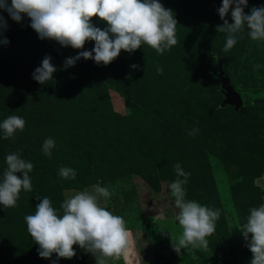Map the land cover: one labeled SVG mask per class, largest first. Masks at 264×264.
<instances>
[{
  "label": "rangeland",
  "instance_id": "374dc122",
  "mask_svg": "<svg viewBox=\"0 0 264 264\" xmlns=\"http://www.w3.org/2000/svg\"><path fill=\"white\" fill-rule=\"evenodd\" d=\"M159 2L178 22L171 49L158 55L142 45L131 54L122 50L107 66L81 58L67 68V58L91 51L94 42L76 50L42 40L26 15L17 23L0 9L7 24L0 29V41L7 40L0 42V123L10 115L26 121L9 139L0 129V180L5 157L17 150L34 165L33 190H22L14 208L0 205V264H95L77 245L72 259L39 257L24 217L35 213L38 196L62 214L66 198L97 184L113 193L101 204L123 216L132 235L129 252L114 264H250L237 228L264 204V42L252 41L245 26L225 52L227 34L216 31L222 0ZM254 6L264 0H248L245 13ZM225 19L232 22L231 8ZM91 23L107 26L97 17ZM46 56L56 71L41 85L32 73ZM254 64L261 67L254 71ZM219 70L245 95L237 109L222 104ZM193 129L198 133L189 135ZM48 137L55 140L50 157L42 151ZM176 164L190 173L185 199L220 210L207 251L177 254L171 247L182 231L169 188ZM61 166L75 169L76 178L60 177ZM94 176L106 180L93 183Z\"/></svg>",
  "mask_w": 264,
  "mask_h": 264
},
{
  "label": "clouds",
  "instance_id": "9594fccd",
  "mask_svg": "<svg viewBox=\"0 0 264 264\" xmlns=\"http://www.w3.org/2000/svg\"><path fill=\"white\" fill-rule=\"evenodd\" d=\"M247 3L248 0H222L217 10L223 24L218 25L216 31L227 34L225 52L237 43L245 26L252 41L264 42V6H254L246 14L244 9ZM230 8L231 23L225 19ZM0 9L17 23L26 15L30 19V27L42 40H53L63 47L76 50L83 49L88 41L94 42L91 51H79L78 55L67 58L65 68L74 66L81 58L107 66L122 50L131 54L142 45L162 55L178 43V22L173 11L165 8L159 0H11L10 5L7 0H0ZM93 17L107 26L103 30L95 27L91 23ZM6 27V22L0 16V29ZM0 42L7 43V40ZM50 60L46 56L32 73V78L41 85L51 81L56 71ZM130 67L138 68L135 64ZM260 67L254 64L253 70ZM157 72L162 74L163 68L158 67ZM25 126L26 121L17 115H10L0 123L5 139L14 137ZM198 131L193 129L189 135H195ZM54 147L55 140L48 137L43 142L42 151L50 157ZM5 163L0 180V205L14 208L22 190H33L29 173L34 165L21 158L20 150L8 154ZM174 167L178 178L169 188L178 209L175 220L182 231L175 240L170 237L171 247L177 254H181V249L207 251V237L215 233L220 210L186 200L183 186L190 173L184 172L179 164ZM17 173L22 175L18 176ZM58 175L63 179H75L76 170L61 166ZM112 195L109 188L97 184L91 191H80L66 198L60 205L62 214L52 206L48 197L38 196L40 202L35 207V213L25 215L24 220L28 234L39 246V257L47 259L55 254L57 259H72L76 256L74 245L91 253L95 264H109V261L114 264L125 256L133 244L127 222L123 216L113 214L101 204V198L107 201ZM237 229L242 232L252 254L250 264H264V204L251 208L246 223ZM193 259H196L194 254Z\"/></svg>",
  "mask_w": 264,
  "mask_h": 264
},
{
  "label": "water",
  "instance_id": "95a60500",
  "mask_svg": "<svg viewBox=\"0 0 264 264\" xmlns=\"http://www.w3.org/2000/svg\"><path fill=\"white\" fill-rule=\"evenodd\" d=\"M218 76L220 77V87L223 95L222 104H230L234 109H237L241 104V96L237 93L231 84L229 83L228 77L222 72L218 71Z\"/></svg>",
  "mask_w": 264,
  "mask_h": 264
},
{
  "label": "trees",
  "instance_id": "16d2710c",
  "mask_svg": "<svg viewBox=\"0 0 264 264\" xmlns=\"http://www.w3.org/2000/svg\"><path fill=\"white\" fill-rule=\"evenodd\" d=\"M240 96L243 98L245 95L241 94ZM105 180H106V178L105 177H101V176H94V177L91 178V181L93 183H100V182H104Z\"/></svg>",
  "mask_w": 264,
  "mask_h": 264
}]
</instances>
